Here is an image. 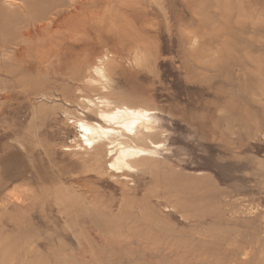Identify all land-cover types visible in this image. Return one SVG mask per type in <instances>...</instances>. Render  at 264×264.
Instances as JSON below:
<instances>
[{"label":"rangeland","instance_id":"rangeland-1","mask_svg":"<svg viewBox=\"0 0 264 264\" xmlns=\"http://www.w3.org/2000/svg\"><path fill=\"white\" fill-rule=\"evenodd\" d=\"M124 105L153 123L132 171L77 123ZM0 244V264H264V0H0Z\"/></svg>","mask_w":264,"mask_h":264},{"label":"bare ground","instance_id":"bare-ground-1","mask_svg":"<svg viewBox=\"0 0 264 264\" xmlns=\"http://www.w3.org/2000/svg\"><path fill=\"white\" fill-rule=\"evenodd\" d=\"M49 23L51 24L50 21ZM53 33H52V37H53ZM6 35H11L12 36L11 42H13V44H18V42H21V41L29 42L30 41L29 38L32 35V31H27L23 33L12 32L8 34H4L2 37L3 40H1V43L7 42ZM34 35L37 36L38 34L36 33ZM48 36H51V35H48ZM38 38L37 40H41ZM43 40H45L44 37H43ZM97 71L99 73H102L101 70L98 68H97ZM149 115L150 113L145 108L124 105L121 107H116L114 110H111V111H103L99 109V111L96 113L95 116L99 121H101V123L98 122L97 120L92 123H88L84 120L83 121L77 120L78 121L77 123H78V127L80 129V133L83 138V142L85 146H87L89 149H94V150H97V149L102 150L104 147L108 146V149H109L108 152L112 150L111 148H114V150L117 149L118 153L115 156L113 162H111V166L115 168L116 170L132 171V169H134V165L131 159H133L135 156H138V155L139 156L140 155H150L151 153H153V151L149 149H145L144 147H132L129 144L130 142H133V141L144 142L150 139V136L152 134L151 131L153 128L152 126L153 123ZM88 116L90 115L88 114ZM159 145L156 144V147H158ZM110 153H112V151ZM24 242L26 241L21 240V244L18 245L17 255L20 254V252H24V248L26 246V243ZM2 244L4 245V243ZM14 253H16L15 249H14ZM17 255H14V257H17ZM23 259L26 260V263L25 261H23ZM23 259L21 263L28 264L29 261L27 262V260H29V256H27L26 254H23ZM14 264H17V263H14Z\"/></svg>","mask_w":264,"mask_h":264}]
</instances>
